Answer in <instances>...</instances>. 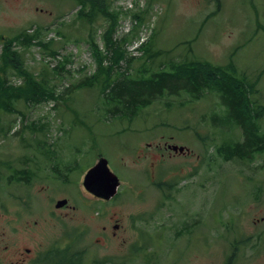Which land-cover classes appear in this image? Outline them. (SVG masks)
<instances>
[{"label":"rangeland","instance_id":"1","mask_svg":"<svg viewBox=\"0 0 264 264\" xmlns=\"http://www.w3.org/2000/svg\"><path fill=\"white\" fill-rule=\"evenodd\" d=\"M105 2L108 11L119 13L113 40L129 38L124 46L132 73L141 66L157 70L169 58L233 62L253 79L262 75L257 98L264 104V0ZM81 9L78 0H0V74L3 40L34 36L36 44L14 41L12 49L37 81L65 97L18 101L14 111L0 114V211L7 204V217H21V232L11 237L47 250L74 239L84 264H226L232 243L251 237L232 264H264V153L252 162H227L216 154L224 138H243L233 125L213 124L212 117L223 112L216 94H165L131 117L108 116L103 84L80 88V82L97 70L91 43L108 50L104 36L111 20L98 13L89 21L78 14L89 13L91 5ZM142 43L148 44L146 57L138 50ZM155 52L161 53L152 61L148 55ZM57 66L64 71L56 73ZM2 77L23 85L14 69L6 68ZM99 156L121 182L119 196L107 202L89 196L82 185ZM16 171L28 176L10 183ZM158 182H169V198L155 187ZM64 195L74 208L52 216L54 202ZM34 220L43 224L38 231Z\"/></svg>","mask_w":264,"mask_h":264},{"label":"trees","instance_id":"2","mask_svg":"<svg viewBox=\"0 0 264 264\" xmlns=\"http://www.w3.org/2000/svg\"><path fill=\"white\" fill-rule=\"evenodd\" d=\"M105 1L78 0L81 4V11L86 4L91 5L89 13H79L81 18L93 21L100 13L101 16L111 20L110 27L104 36L108 49L107 54L111 53V56H104L97 44L94 41L91 43L96 53L97 70L92 77L89 76L80 82V88L95 86L99 88L102 83L105 105L110 106L106 110L108 116L126 118L129 115L131 117L137 109L149 106L165 94L177 96L186 92L192 99L202 98L206 94H216L221 101L223 112L222 115L215 114L212 117L213 124L224 127L233 125L241 131L243 137L241 140L237 138L233 140L232 137L224 138L220 144L216 145V154L227 162L230 160L252 162L255 156L264 153V131L260 128V121L264 116V104L257 98L260 92L257 86H259V79L262 75L259 74L253 79L245 71L237 69L233 62L222 66L207 60L188 58L179 60L169 58L160 62L157 70L141 66V69L132 73L129 66L133 60L127 57L124 46L129 38L125 36L121 40H113L119 13L108 11ZM22 37L7 39L3 46L1 60L5 68L0 74V114L14 111V103L18 101L39 104L65 98L58 94L56 89L45 85L44 81H37L33 73L24 69L20 55L12 49L13 42L22 41L25 46H32L35 37L30 35ZM37 44L49 50L46 43L39 41ZM147 46L148 44L142 45L141 50L144 51ZM143 53L146 57L147 51ZM160 53L155 52L148 57L156 61ZM123 58V62L120 63ZM107 60H109V65H105ZM124 63H126L125 66ZM60 64L67 65L65 61ZM116 67L118 68L115 70ZM6 68L14 69L23 78V85H10L2 77ZM64 69L63 66H57L53 70L56 73H62ZM28 128L33 131L38 129L36 126ZM196 135L201 141H205L199 132H196ZM67 250L53 252L52 264H84L83 250L78 252V255L70 254L71 252Z\"/></svg>","mask_w":264,"mask_h":264},{"label":"flooded vegetation","instance_id":"3","mask_svg":"<svg viewBox=\"0 0 264 264\" xmlns=\"http://www.w3.org/2000/svg\"><path fill=\"white\" fill-rule=\"evenodd\" d=\"M66 200L67 204L62 208H56L53 211H50L52 216L59 217L60 215L58 212H61L62 210H70L74 207L70 204L71 200L69 198H64L61 196L59 199H57L54 203V206L58 201ZM31 197L28 201L30 203ZM4 205V204H3ZM5 206V205H4ZM9 208L5 206L4 211H0V217H5V223L6 228H9V231H6V228H4V231L0 232V264H52V256L51 249H43L40 247L39 242V248L33 249L30 246H25L21 244V241L18 238L11 237L13 235H17L21 232V228L19 227L21 222L19 221L21 217L11 216L10 211H7ZM10 210V209H9ZM6 211V212H5ZM19 216V215H17ZM47 221V219L45 220ZM49 223V222H48ZM28 225L30 226L31 223L28 222ZM32 227L37 228V231L43 227V224L40 225V222L38 220H34L32 222ZM28 231L30 232V227H27ZM32 230H35L34 228ZM25 239V238H23ZM58 242V241H56ZM55 246H60L58 243H54ZM61 247H55L53 250H61Z\"/></svg>","mask_w":264,"mask_h":264},{"label":"water","instance_id":"4","mask_svg":"<svg viewBox=\"0 0 264 264\" xmlns=\"http://www.w3.org/2000/svg\"><path fill=\"white\" fill-rule=\"evenodd\" d=\"M184 151V148L174 147V150ZM120 185L118 177L110 170L108 160L101 158L98 163L85 175L84 186L94 196L110 200L117 194ZM65 201L60 202L58 207L63 206Z\"/></svg>","mask_w":264,"mask_h":264}]
</instances>
